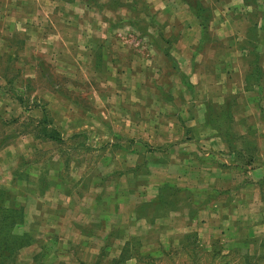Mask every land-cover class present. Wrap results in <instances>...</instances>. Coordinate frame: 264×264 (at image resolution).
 <instances>
[{
  "label": "rangeland",
  "instance_id": "obj_1",
  "mask_svg": "<svg viewBox=\"0 0 264 264\" xmlns=\"http://www.w3.org/2000/svg\"><path fill=\"white\" fill-rule=\"evenodd\" d=\"M199 1L0 0L9 264H264L261 7Z\"/></svg>",
  "mask_w": 264,
  "mask_h": 264
},
{
  "label": "trees",
  "instance_id": "obj_2",
  "mask_svg": "<svg viewBox=\"0 0 264 264\" xmlns=\"http://www.w3.org/2000/svg\"><path fill=\"white\" fill-rule=\"evenodd\" d=\"M189 6L191 3H187ZM201 2L194 0V11L197 17L201 18ZM207 20V18H206ZM201 20L200 26L203 32H206V25ZM206 34V33H204ZM42 137L54 141L56 143H62L63 139L60 133L56 129H42ZM7 194L0 189V264H9L14 260V256L19 249L28 246L30 239L26 234L18 235L14 233L15 227L22 223L24 219V209L22 206H16L14 204H5Z\"/></svg>",
  "mask_w": 264,
  "mask_h": 264
},
{
  "label": "crops",
  "instance_id": "obj_3",
  "mask_svg": "<svg viewBox=\"0 0 264 264\" xmlns=\"http://www.w3.org/2000/svg\"><path fill=\"white\" fill-rule=\"evenodd\" d=\"M8 2H7V5L5 4V7L7 6H9V11H10V6H11V4H10V2H9V0H7ZM233 1V0H232ZM238 3L237 4H240V7L242 6V7H246V8H253L254 9V6L256 5V6H258L259 5V8H260V11H261V15H260V17H259V21L261 22V23H263L264 24V11H262V10H264V0H256L255 2H254V0L252 1V2H247L246 0H238L237 1ZM45 4V3H44ZM46 5H47V3H46ZM7 16H9L8 15V12H3V14L2 15H0V21H9V19H11L10 17H11V15H10V17H7ZM9 18V19H8ZM262 29H263V26H262ZM264 31V30H263ZM5 48V50H9V51H11L12 50V48H8V47H4ZM169 126H171L172 128H170V127H160L159 128V125L157 126V127H152V128H150L151 129V131H149V132H147V130H142V133H145V132H147V134H150V140H152L153 139V135H155L156 137L158 136L159 137V134H163V135H165V139L163 140V142H167L168 141V144H170V141H171V139L172 138H176V135H178L180 132H182V129L181 128H179L176 124H172V125H169ZM64 128V127H63ZM63 128H57L58 129V132L60 133V136H63L64 134H65V132H64V129ZM81 128H84V126L83 127H79V123H77L76 124V128H75V130H81ZM181 129V130H180ZM131 130V129H130ZM139 131H140V129L138 128V134H139ZM73 132H75V131H69V133H71V134H73ZM131 132H133V133H135V134H137L136 133V131L134 130H131ZM67 134V133H66ZM62 138V137H61ZM177 139V138H176ZM156 140V139H155ZM155 140H154V142H155ZM184 144H182V145H179V146H182V148L183 149H181L182 151H185L186 150V152H188L189 150L187 149V148H189V145L190 144H188V142H183ZM153 144V143H152ZM157 144V143H156ZM154 146V145H153ZM152 149H154L153 147H152ZM130 150H132V148H130ZM180 150V149H179ZM176 158V156L174 157V155H170V159L171 160H174ZM188 158H190V157H188ZM185 161H186V157H185ZM184 161V163L183 164H185L186 162ZM100 165V164H99ZM161 166V165H165V164H162V163H157V162H155V166ZM174 166V164L171 162V161H169V163H168V166ZM105 174H106V172L104 173V172H102V173H99V177H104L105 178ZM124 175V174H123ZM98 177V179H100ZM125 178H127V180L130 182V181H133V183H134V185L136 186L137 185V183L139 182V179H141L140 178V176H138V174L137 173H135L134 171H130V172H128V174H126V176H125ZM150 179V178H149ZM186 179V178H185ZM188 179V178H187ZM139 185V184H138ZM137 185V186H138ZM134 187V186H133ZM109 186H105L103 189H101L100 188V190L102 191V193H106L107 195L109 194ZM115 188H117V185H115ZM113 190H115V189H113ZM118 196V195H117ZM153 198V197H152Z\"/></svg>",
  "mask_w": 264,
  "mask_h": 264
}]
</instances>
